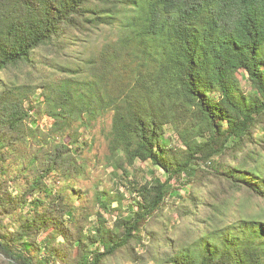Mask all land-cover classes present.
<instances>
[{
    "label": "trees",
    "instance_id": "trees-1",
    "mask_svg": "<svg viewBox=\"0 0 264 264\" xmlns=\"http://www.w3.org/2000/svg\"><path fill=\"white\" fill-rule=\"evenodd\" d=\"M131 262L264 264V0H0V264Z\"/></svg>",
    "mask_w": 264,
    "mask_h": 264
},
{
    "label": "rangeland",
    "instance_id": "rangeland-1",
    "mask_svg": "<svg viewBox=\"0 0 264 264\" xmlns=\"http://www.w3.org/2000/svg\"><path fill=\"white\" fill-rule=\"evenodd\" d=\"M107 32H109V29H106ZM109 37H112V35H109ZM79 44H76L74 49L78 48ZM58 59V58H57ZM59 60V59H58ZM60 61V60H59ZM45 69H48V72H51L53 69L50 65L45 67ZM245 86H248V83L246 81ZM54 118L49 116L46 113H40L36 121L33 122V124L39 125L42 128L48 129L53 123ZM110 122V120H108ZM100 127L97 128V130ZM95 146L92 150H87L84 152V154L89 159L90 164V179L83 180V183L88 185L91 188L90 195H93V193L96 192V190H111L113 193L117 194L120 191L125 192L127 199L125 200L124 206L127 207L131 204H135V199L131 197V192L129 190V185L134 184L136 181H142L145 182L146 180H151L154 176H164L165 172L160 167L152 164L151 162H142L137 161L135 166L131 169V176L126 180V176L122 174V172L115 170L112 166H107V164H104L102 162H98V155L103 156L106 152H108V146L107 142L104 140V136L97 132V138L95 137ZM167 141L169 144H176L179 146V141L177 140V136L172 130L170 126H167ZM65 140L72 144L71 139L66 137ZM97 155V156H96ZM118 206V201H114L112 203V209ZM136 206V205H135ZM98 209L95 208L94 212ZM102 210V209H100ZM112 212V211H111ZM105 216L110 219L111 213H106ZM96 219V214L94 213L92 216V220ZM111 222V220H110ZM110 224V223H109ZM131 264H133L131 262Z\"/></svg>",
    "mask_w": 264,
    "mask_h": 264
}]
</instances>
